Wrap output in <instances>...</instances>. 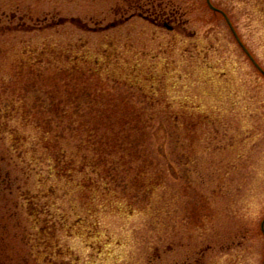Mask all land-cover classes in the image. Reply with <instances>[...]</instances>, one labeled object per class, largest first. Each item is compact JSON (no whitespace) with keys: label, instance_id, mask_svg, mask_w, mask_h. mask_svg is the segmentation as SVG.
Segmentation results:
<instances>
[{"label":"rangeland","instance_id":"374dc122","mask_svg":"<svg viewBox=\"0 0 264 264\" xmlns=\"http://www.w3.org/2000/svg\"><path fill=\"white\" fill-rule=\"evenodd\" d=\"M210 3L0 0V264H264V0Z\"/></svg>","mask_w":264,"mask_h":264},{"label":"trees","instance_id":"16d2710c","mask_svg":"<svg viewBox=\"0 0 264 264\" xmlns=\"http://www.w3.org/2000/svg\"><path fill=\"white\" fill-rule=\"evenodd\" d=\"M224 14V13H223ZM225 15V14H224ZM221 16L223 18L225 17L221 14ZM48 26V24L46 25ZM115 26V25H113ZM46 29V28H45ZM70 78L74 81H79V85L82 87H85L86 89H83V93H82V96L83 94H86L89 90V87H90V84L89 82L87 81L85 75H77L74 77L72 75H70ZM81 96V98H82ZM89 96L90 93H89ZM79 97V96H78ZM82 100H86V99H82ZM51 106H49L48 108V112L53 114V110H50ZM74 114H76L75 112H73ZM110 113V112H109ZM66 114V113H64ZM68 115V114H67ZM73 115V114H71ZM37 126H40V125H37ZM85 131L86 133H88V138L85 142L81 141L83 144L82 146L84 147L86 142H87V145L86 146H89L91 147L92 149L96 150V153L98 155H102V153H104L105 155H116L118 156L114 161H112L110 163V165L107 163V160L105 159L104 162L102 161L103 159L101 158L100 160H95L94 162H90L89 164L87 163V167H91L93 169H96L98 168V166H103V167H107V170L104 171L105 172V178H103L105 180V184H109V182L107 183V176L109 177L108 179L111 180L113 183L117 184V186L119 187L121 184H126L127 180L126 179H122L120 178L116 171L119 170V169H124V173L127 174L129 169L132 170L128 165H131V160H126V156H124L123 154H119V153H122V152H129L130 150H134V149H137V142L136 141H130L128 140V138H126L125 136L121 135V132L122 130L120 129H117L116 127L114 126H110L108 128V130L111 132V137H107L105 135H101L99 138L96 136L97 133L101 132V128H103L101 125H89L88 123H85ZM39 128H42V127H39ZM52 125L51 124H46L45 126V133L47 135H50L52 132L54 131H51L52 129ZM70 128V127H69ZM136 130V128H134ZM96 133L95 135L93 133ZM62 152V161H59L61 165L63 166H70L72 164V162L69 160L67 161L68 159L66 157L65 154H63V151ZM107 153V154H106ZM128 157H132V155L130 154ZM129 167V168H128ZM126 168H128L126 170ZM141 171H138L137 173H140Z\"/></svg>","mask_w":264,"mask_h":264},{"label":"flooded vegetation","instance_id":"af4514ba","mask_svg":"<svg viewBox=\"0 0 264 264\" xmlns=\"http://www.w3.org/2000/svg\"><path fill=\"white\" fill-rule=\"evenodd\" d=\"M165 27H171V26H167V25H165ZM172 29H173V27H172Z\"/></svg>","mask_w":264,"mask_h":264},{"label":"water","instance_id":"95a60500","mask_svg":"<svg viewBox=\"0 0 264 264\" xmlns=\"http://www.w3.org/2000/svg\"><path fill=\"white\" fill-rule=\"evenodd\" d=\"M207 1H209V0H207ZM209 3V2H208ZM210 5V4H209ZM211 7V6H210Z\"/></svg>","mask_w":264,"mask_h":264}]
</instances>
